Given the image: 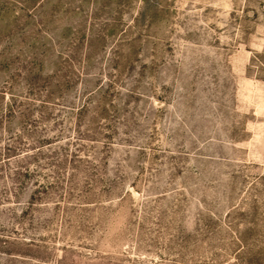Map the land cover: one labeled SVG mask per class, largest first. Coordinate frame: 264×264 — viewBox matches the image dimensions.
Returning <instances> with one entry per match:
<instances>
[{"label": "rangeland", "instance_id": "1", "mask_svg": "<svg viewBox=\"0 0 264 264\" xmlns=\"http://www.w3.org/2000/svg\"><path fill=\"white\" fill-rule=\"evenodd\" d=\"M0 264H264V0H0Z\"/></svg>", "mask_w": 264, "mask_h": 264}]
</instances>
